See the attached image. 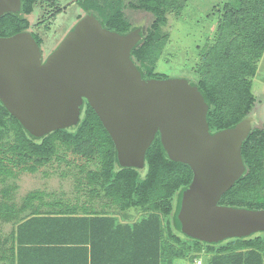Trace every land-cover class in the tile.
I'll return each mask as SVG.
<instances>
[{"label":"trees","instance_id":"trees-1","mask_svg":"<svg viewBox=\"0 0 264 264\" xmlns=\"http://www.w3.org/2000/svg\"><path fill=\"white\" fill-rule=\"evenodd\" d=\"M55 1L22 0L21 16L7 12L0 17V36L27 30L26 15L34 4ZM76 2L85 12H94L107 29L122 34L135 28L125 17V7L151 13L153 19L132 48L131 57L144 78H166L154 70L168 39L162 28L168 13H180L187 0ZM216 13L212 38L199 49L194 67L196 84L210 102L211 132L234 126L255 104L252 81L264 54V0H226ZM33 37L41 43L34 33ZM60 146L85 159L86 169L80 174L84 173L90 199L104 197V206L110 204L121 212L136 208L137 217H119L120 212L97 210L93 203L62 206L23 201L17 206L2 201L0 217L14 226L0 239V260L14 264L16 256V264H36L42 259L49 260L45 264H173L177 258L203 252L207 264H264V232L206 243L180 230L176 220L179 198L193 172L189 164L167 154L158 133L142 167L123 166L110 135L87 101L77 124L42 137L30 135L0 101V176L11 175V167L33 172L52 158L58 159ZM241 153L245 172L218 203L264 209V123L251 129ZM29 252L45 258H34Z\"/></svg>","mask_w":264,"mask_h":264},{"label":"water","instance_id":"water-1","mask_svg":"<svg viewBox=\"0 0 264 264\" xmlns=\"http://www.w3.org/2000/svg\"><path fill=\"white\" fill-rule=\"evenodd\" d=\"M21 3L0 0V17L21 16ZM141 38V27L118 33L92 11L45 57L28 30L0 36V101L35 137L77 124L87 101L123 166L142 167L158 133L167 154L192 168L176 212L187 237L218 243L264 232V209L218 203L245 172L241 146L256 116L211 132L210 102L196 82L142 76L131 57Z\"/></svg>","mask_w":264,"mask_h":264},{"label":"rangeland","instance_id":"rangeland-1","mask_svg":"<svg viewBox=\"0 0 264 264\" xmlns=\"http://www.w3.org/2000/svg\"><path fill=\"white\" fill-rule=\"evenodd\" d=\"M226 0H187L180 13L174 10L167 15L166 25L162 33L167 35V43L164 46L154 70L166 78H187L198 81V75L194 67L198 58L199 49L211 40L217 20V8H220ZM86 13L76 0H56L53 4L36 2L33 10L26 18L29 21L27 29L41 39L43 56L49 54L62 40L69 29L77 20ZM126 19L133 27L142 28V38L145 29L153 19L151 13L141 9L125 7ZM252 91L255 95V104L249 114L256 116L253 127H261L264 123V54L258 62L256 76L252 81ZM58 159L52 158L51 162L38 167L35 171H24L18 167H11L12 174L0 176V203L10 201L19 206L23 201L27 204L46 203L62 206L82 205L90 203L97 210H109L120 212V215L128 214L129 220L137 217V209L129 208L122 212L116 207L104 206V197L90 199L87 195V184L84 173L80 174L85 159L74 154L70 150L59 147ZM67 161V162H66ZM92 167L91 164L88 165ZM88 167V168H89ZM83 181V182H82ZM7 197L4 198V191ZM32 200V201H30ZM93 207V208H94ZM13 222H5L0 217V239L13 228ZM1 251V248H0ZM191 254V257L177 258L173 264H195L194 259L200 258L203 264H207V254ZM0 264H7L0 260Z\"/></svg>","mask_w":264,"mask_h":264},{"label":"crops","instance_id":"crops-1","mask_svg":"<svg viewBox=\"0 0 264 264\" xmlns=\"http://www.w3.org/2000/svg\"><path fill=\"white\" fill-rule=\"evenodd\" d=\"M29 254H30V252H29ZM30 255L32 256V254H30ZM28 257H29L28 254L27 255L23 254V258H28ZM32 257H34V258H45L44 254H34ZM199 260H200V263H198ZM45 261H49V260L42 259V260L35 261V263L36 264H45ZM193 261L195 264H203V261L200 258H196ZM14 264H16V256L14 257ZM82 264H84V262Z\"/></svg>","mask_w":264,"mask_h":264},{"label":"built area","instance_id":"built-area-1","mask_svg":"<svg viewBox=\"0 0 264 264\" xmlns=\"http://www.w3.org/2000/svg\"><path fill=\"white\" fill-rule=\"evenodd\" d=\"M198 263H200V260L198 261Z\"/></svg>","mask_w":264,"mask_h":264}]
</instances>
